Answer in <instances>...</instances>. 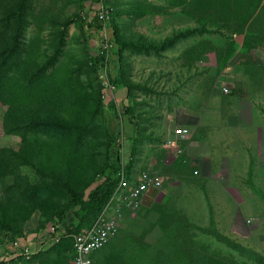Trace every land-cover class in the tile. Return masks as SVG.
I'll return each instance as SVG.
<instances>
[{"label":"rangeland","instance_id":"obj_1","mask_svg":"<svg viewBox=\"0 0 264 264\" xmlns=\"http://www.w3.org/2000/svg\"><path fill=\"white\" fill-rule=\"evenodd\" d=\"M105 1L102 3L110 9L109 20L112 18V25L119 31L118 43L125 46L122 62L126 82L138 87L134 105L127 100L124 85L115 88L118 111L123 114L129 105L133 112L127 120L132 126L153 129L139 139L141 143L136 148L127 142L128 137L118 138V122L107 108L111 95L104 87L99 88L103 86L99 74L104 65L99 66L102 57L98 35L87 39L79 23L80 12L92 7L90 0L85 10H79L77 0H31L25 33V40L34 43L38 63L60 50L56 65L46 72L49 78L55 76L59 93L51 101L68 121L80 112L91 125L89 143L84 144L83 152L71 154L80 164L79 174L91 176L99 164L110 162L112 156L115 165L120 149L121 159L128 162L134 157L131 180L147 171L162 181V188L151 193L140 208L128 209L118 219L120 230L95 253V258L101 264H144L136 258V262L132 261L128 251L129 246L145 245L147 251L151 247L155 257L148 264H167L158 250L176 251L170 236L186 230L199 243L195 246L199 251L186 247L185 258L194 264L209 260V255L203 253L206 244L212 247L211 255L218 251L238 264H259L255 258L241 256L212 236L203 235L200 229L213 226L237 244L264 256V0L255 1L253 10L243 7L245 0H230V5L223 6L224 17L214 12H196L191 7L193 0ZM215 1L205 0L207 5ZM218 20L221 22L216 23ZM63 24L67 32L61 46ZM182 35L188 36L179 38ZM173 41L172 47L160 49ZM145 45L151 52L143 49ZM116 47L113 41L112 49ZM199 47L205 51L202 61L194 59ZM190 49L186 59V53H182ZM111 70L116 71L108 62V73ZM97 90L104 104L94 116ZM83 102L88 103L85 112L79 109ZM6 108L0 101V146L18 149L21 136L7 134L3 128ZM170 121L172 128L182 126L190 131V142L183 145L182 153L164 148L170 134L162 125ZM135 132L133 128L136 137ZM159 138L160 142L155 140ZM20 174L33 184L39 180L32 166H22ZM13 180V176L0 177V198L7 197V187ZM117 208L116 204L112 211ZM68 220L74 221L71 214ZM39 229L36 213L25 230L35 235ZM4 231L0 230V244L11 237H5ZM171 231L174 232L168 233ZM165 236L168 239L162 242ZM58 249L52 246L37 257L11 264L53 262Z\"/></svg>","mask_w":264,"mask_h":264},{"label":"trees","instance_id":"obj_2","mask_svg":"<svg viewBox=\"0 0 264 264\" xmlns=\"http://www.w3.org/2000/svg\"><path fill=\"white\" fill-rule=\"evenodd\" d=\"M98 1L90 0L92 7ZM248 1L250 3L246 4ZM255 1L259 0H245L242 5L245 8L249 6L253 10ZM104 2L106 1L104 0ZM215 2L213 5H207L205 0H193L191 7L203 15L214 12L218 16L224 17L223 6L230 5L231 1L216 0ZM77 3L79 10H85L87 0H77ZM30 9L31 0H0V101L7 105L3 115V128L7 134L19 135L22 138L21 146L18 149L0 146V177L13 176L14 179L7 187V197L0 198V228H2L0 230H5V237L6 235L11 236L9 237L11 239L27 237L31 235V232H27L25 226L36 213H39L40 229L38 232L44 231L52 223L63 224L65 225L66 235L59 244L54 245L59 247L58 255L52 259L53 262L45 264H68L75 257L74 236L90 229L111 203L120 184L119 173L122 160L125 161L126 176L129 180L132 177L133 171L131 169L135 162L134 157L130 158L128 162L123 158L121 159L119 149L115 165L111 162L114 159V156H112L110 162L99 164L96 171L90 174L91 176L86 177V175L79 174L77 164H80L75 163L71 154L79 151L83 152L84 144L89 143L91 125L89 121L81 117L80 112L73 120L68 121L60 113L59 107L51 101L53 98L58 97L59 93L55 88V76L50 75L49 78L46 72L56 65L61 53L59 50L40 63H38V59V61L35 60L37 55L34 43L31 42L32 40H25V33L29 26ZM112 13L113 11H111V16ZM242 15L243 18L246 17L244 11ZM111 21L112 18L108 21L110 24H107V36L110 43H112V47L113 41L117 47L115 50L112 49V66L116 71L111 70L109 73L110 84L114 85L115 88L124 85L128 89L127 100L130 101V105H134V91L138 87L126 82L122 62L125 46L118 43L119 31L112 25ZM220 22L218 20L216 23ZM68 23L69 21H67ZM79 23L85 31L87 39L91 38L92 34V38H94V35H98L97 43L100 48L104 33L99 22L94 19L88 23L79 15ZM211 24H214L213 20H211ZM62 26L61 46H63V38L67 32L66 24ZM191 32L194 33L195 31ZM188 34L191 35V33ZM187 36L182 35L179 38ZM175 41L172 44H164L165 46L163 45L160 49L167 47L166 45L172 47ZM143 49L147 53L152 50L146 45ZM190 51L191 49L188 52L186 50L182 53V56L186 53L185 58L187 59ZM203 52H205L203 48L199 47L194 52V59L202 61ZM101 57L99 66H102L104 62V57L102 55ZM99 88L101 90L103 86L100 84ZM100 92L97 90L93 99L92 114L94 116L98 114L102 104H104L101 101L102 94ZM87 108V102L79 105L81 112H85ZM107 108L113 112L118 122V138L119 135L120 139L128 137L127 141H130L132 148L140 145V138L132 134L134 126L127 120L133 112L132 107L126 105L124 113L120 115L116 102L110 100ZM155 140L161 141L160 138ZM135 148L132 151V156L136 153ZM24 165L32 166L36 170L39 178L36 183H30L20 174V169ZM3 185L6 186V184ZM113 205L115 206L116 203H113ZM118 207L122 215L129 211L125 205H118ZM70 214L73 216L74 221L68 222ZM213 228L212 226L211 229L200 230L203 235L212 236L217 242L229 249H234L241 256L255 258L259 264H264V256L237 244L231 238L224 236ZM172 232L174 231L168 233ZM187 233L189 234L184 230V233L178 232L176 236L171 234L170 241L171 243L174 242L173 246L176 247V251L167 248L158 250V253L163 259L165 258L164 261L167 264H194L195 261L192 262L185 258L187 254L186 247L190 245L199 251V248L195 247L199 243L197 239ZM193 236L196 237L194 234ZM167 239L166 236L162 237V242H166ZM4 241L0 245L5 243ZM135 249L138 250L135 251ZM211 249L210 245H203V253L209 255V260L205 262L202 259V264H238L222 252L215 251V255H211L209 253ZM150 250V246H148L147 251L145 245L138 247L132 245L129 246L128 256L134 262L138 259L142 263L148 264L147 262L150 263L155 260ZM41 254L43 253L39 255ZM95 260L96 264H101L98 259Z\"/></svg>","mask_w":264,"mask_h":264},{"label":"built area","instance_id":"obj_3","mask_svg":"<svg viewBox=\"0 0 264 264\" xmlns=\"http://www.w3.org/2000/svg\"><path fill=\"white\" fill-rule=\"evenodd\" d=\"M104 0L95 2V8L86 9L80 12V17L90 23L96 19L104 33L100 42L99 54L104 57L103 68L100 71L99 78L103 84L104 90L108 91L111 100L116 102L115 86L110 84L108 73V62L113 61L112 43L107 36V24L110 18V9L102 3ZM98 54V55H99ZM225 93L228 90L224 89ZM121 115V113H120ZM175 135L179 141H185L188 138V130L185 128H177ZM123 140V137L121 138ZM176 142L168 139L167 145H175ZM125 161L122 160L120 175V184L113 196L111 203L106 207L95 224L88 230L74 236V253L75 257L72 260L73 264H96L95 253L101 250L111 238L119 231V220L122 217V212L117 208L113 212L116 203L119 206L125 205L127 209L136 210L143 204L146 194L151 190H159L162 188V181L157 175L147 171L141 172L136 181L132 183L126 176ZM131 181V182H130ZM66 235L65 225L52 223L47 226V229L29 235L27 237H19L16 239L8 238L0 245V264H10L12 261L24 259L29 260L46 252L50 247L59 244L62 238Z\"/></svg>","mask_w":264,"mask_h":264},{"label":"crops","instance_id":"obj_4","mask_svg":"<svg viewBox=\"0 0 264 264\" xmlns=\"http://www.w3.org/2000/svg\"><path fill=\"white\" fill-rule=\"evenodd\" d=\"M124 90V89H123ZM119 92V94L121 95V93H123V91L122 92H120V91H118ZM125 95L127 96V94L125 93ZM125 96V97H126ZM141 122V121H140ZM138 124H140V123H138ZM170 124V125H169ZM167 126L165 125V122L163 123V127H164V132L167 134V133H169L170 135L169 136H167V139H166V141H165V144H163L164 145V148L165 149H173L176 153H182V148H183V145L186 143V142H190V140H189V138L187 139V140H185V141H179L178 140V138L176 137V135H175V130L177 129V128H185V129H187L188 130V135H189V129L187 128V127H182V126H177V127H174V128H172V123H171V121H170V123H169ZM134 126V128H135V133H136V136H138V135H141V136H138L140 139H142L143 138V136H145L146 134H148V132H150L151 130H153V129H150L149 130V127L150 126H147V127H143V128H141V125H133ZM143 126H146V125H143ZM139 127V128H138ZM149 130V131H148ZM163 132V133H164ZM148 139H150V137L148 136L147 137ZM161 139V138H160ZM168 139H172V140H174L175 142H176V144L175 145H172V146H168L167 145V141H168ZM128 142V141H127ZM140 143H141V141H140ZM163 143V142H162ZM140 174V173H139ZM138 174V175H139ZM138 177V176H137ZM136 177V178H137ZM131 180V179H130ZM132 181V183H134L136 180H135V178L134 179H132L131 180ZM157 190H151V191H149L147 194H146V196H145V198H144V201H143V203H145L147 200H148V198L152 195L151 193H153V192H156ZM120 230V229H119ZM118 233V232H117ZM116 233V234H117ZM122 233V232H121ZM116 236V235H115ZM114 236V237H115ZM113 237V238H114ZM113 238H111L110 240H109V242L113 239ZM96 259V258H95Z\"/></svg>","mask_w":264,"mask_h":264}]
</instances>
